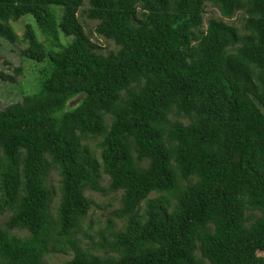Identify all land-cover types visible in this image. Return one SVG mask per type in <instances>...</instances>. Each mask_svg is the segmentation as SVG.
<instances>
[{
    "label": "trees",
    "instance_id": "trees-1",
    "mask_svg": "<svg viewBox=\"0 0 264 264\" xmlns=\"http://www.w3.org/2000/svg\"><path fill=\"white\" fill-rule=\"evenodd\" d=\"M207 3L244 28L204 29ZM27 15L35 88L0 110V264H264V0H0V34ZM88 190L121 191L91 251Z\"/></svg>",
    "mask_w": 264,
    "mask_h": 264
},
{
    "label": "rangeland",
    "instance_id": "rangeland-1",
    "mask_svg": "<svg viewBox=\"0 0 264 264\" xmlns=\"http://www.w3.org/2000/svg\"><path fill=\"white\" fill-rule=\"evenodd\" d=\"M56 1V0H55ZM60 1V0H58ZM87 4H84L80 7L78 17L84 28L89 30H94L97 21L90 20L86 16ZM27 16L21 17L20 19L14 21L11 20V31L14 33V39L6 38L0 34V71L5 74L12 75V78H4L0 76V110L7 106L9 103L20 100L22 94L31 88H35L36 74L35 66L36 63H30L22 60L20 50L26 46V41L24 40V32L26 29V23L31 22L30 18ZM210 17L222 18L229 24H233L239 28H244L245 22V12L243 9L237 10L231 17H223L220 13V10L217 6L207 3L206 10L204 12V22L203 28L205 29ZM244 31V30H241ZM43 37L42 35H40ZM93 40L97 41L101 45V51L103 53L109 52L117 48L114 43L106 39L105 37L94 33ZM22 67L23 70L20 72H15V69ZM38 87L35 89L37 90ZM33 90V91H35ZM31 92V91H30ZM78 97L71 100L73 104ZM183 121L188 122L187 118H182ZM90 148L95 152V155L99 157V148H96L94 141H90ZM103 185L108 184V176H104ZM59 180L60 175L56 168L52 169L47 178V185L53 189L57 190L55 200H58L59 196ZM121 191H116L107 195H103L100 192H95L88 190L87 195L94 200L95 202L92 205V208L89 214L83 218L81 221V226L79 232L76 236L79 238L81 245L84 248L91 251V246L89 245L91 240H96L98 237L95 235L97 228H103L108 223L109 219L113 218V211L119 207V195ZM152 196V193L150 194ZM55 205V202H52L51 206ZM54 208V207H53ZM10 212L6 211L0 213V224H4L5 220L9 216ZM13 233L17 234H27L25 230L13 229ZM93 235V238H92ZM260 255H264V240L262 235H259L257 242L251 244ZM93 251L96 252L95 249ZM99 253V251H97ZM73 252L69 251L67 253H51L50 255L45 256L44 264H68L67 262L72 259Z\"/></svg>",
    "mask_w": 264,
    "mask_h": 264
}]
</instances>
